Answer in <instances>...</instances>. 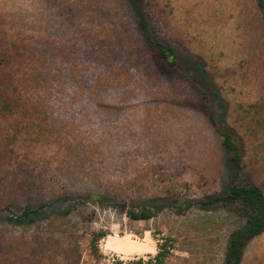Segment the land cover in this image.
<instances>
[{
  "label": "rangeland",
  "instance_id": "1",
  "mask_svg": "<svg viewBox=\"0 0 264 264\" xmlns=\"http://www.w3.org/2000/svg\"><path fill=\"white\" fill-rule=\"evenodd\" d=\"M260 1L0 0V264H224L245 220L205 204L237 176L222 134L264 195ZM241 264H264V232Z\"/></svg>",
  "mask_w": 264,
  "mask_h": 264
},
{
  "label": "trees",
  "instance_id": "2",
  "mask_svg": "<svg viewBox=\"0 0 264 264\" xmlns=\"http://www.w3.org/2000/svg\"><path fill=\"white\" fill-rule=\"evenodd\" d=\"M259 6L263 12L264 18V5L263 2H259ZM151 50L154 56L163 64L169 67H175V52L168 46L155 40L151 42ZM211 122L212 117H210ZM224 137L223 145L227 151L232 153L230 163L237 169V176L231 178L232 185L229 188V192L226 196H216L207 205H213L221 203L225 206H234L236 214L242 217L245 222L239 228L234 230L230 235L227 242L226 257L224 264H241L244 251L251 240L261 235L264 232V195L262 190L253 184L238 185L236 181L239 179V173L243 171V162L240 157L238 148L230 141L228 135L222 134ZM38 210H25L21 216L16 217L14 220L16 223L23 224L27 222L31 224L35 222L34 215ZM129 218L132 220H148L151 216V211L147 210L140 214L129 213ZM12 220V219H11ZM107 234L105 232H97L92 234L91 245L95 249L100 240L105 238ZM169 240L165 239L161 245V249L155 257L156 262L168 254Z\"/></svg>",
  "mask_w": 264,
  "mask_h": 264
},
{
  "label": "bare ground",
  "instance_id": "3",
  "mask_svg": "<svg viewBox=\"0 0 264 264\" xmlns=\"http://www.w3.org/2000/svg\"><path fill=\"white\" fill-rule=\"evenodd\" d=\"M107 239V244L105 245V248L106 249H109L110 248V237L106 238ZM116 243V242H115ZM122 243H123V250L127 249L126 252H130L132 253L131 251H136V253L139 252L142 253V252H154L155 251V248L152 244H150V242L148 241V238L145 237V239L143 240V243L139 246H130L128 243H129V238H122ZM114 245V244H112Z\"/></svg>",
  "mask_w": 264,
  "mask_h": 264
},
{
  "label": "built area",
  "instance_id": "4",
  "mask_svg": "<svg viewBox=\"0 0 264 264\" xmlns=\"http://www.w3.org/2000/svg\"><path fill=\"white\" fill-rule=\"evenodd\" d=\"M133 263H131V264H145V259H143V260H139V259H137L136 261H132ZM148 262V261H147Z\"/></svg>",
  "mask_w": 264,
  "mask_h": 264
},
{
  "label": "crops",
  "instance_id": "5",
  "mask_svg": "<svg viewBox=\"0 0 264 264\" xmlns=\"http://www.w3.org/2000/svg\"><path fill=\"white\" fill-rule=\"evenodd\" d=\"M156 250V249H155Z\"/></svg>",
  "mask_w": 264,
  "mask_h": 264
},
{
  "label": "water",
  "instance_id": "6",
  "mask_svg": "<svg viewBox=\"0 0 264 264\" xmlns=\"http://www.w3.org/2000/svg\"><path fill=\"white\" fill-rule=\"evenodd\" d=\"M125 206V205H124Z\"/></svg>",
  "mask_w": 264,
  "mask_h": 264
}]
</instances>
